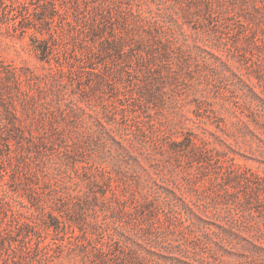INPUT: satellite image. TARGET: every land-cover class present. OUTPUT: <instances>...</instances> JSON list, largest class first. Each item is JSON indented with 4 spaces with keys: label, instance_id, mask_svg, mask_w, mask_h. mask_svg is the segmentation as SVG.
<instances>
[{
    "label": "rangeland",
    "instance_id": "rangeland-1",
    "mask_svg": "<svg viewBox=\"0 0 264 264\" xmlns=\"http://www.w3.org/2000/svg\"><path fill=\"white\" fill-rule=\"evenodd\" d=\"M0 264H264V0H0Z\"/></svg>",
    "mask_w": 264,
    "mask_h": 264
}]
</instances>
